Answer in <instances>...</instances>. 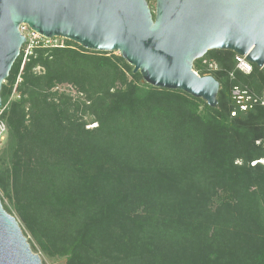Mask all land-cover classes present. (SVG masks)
Listing matches in <instances>:
<instances>
[{"label":"trees","instance_id":"1","mask_svg":"<svg viewBox=\"0 0 264 264\" xmlns=\"http://www.w3.org/2000/svg\"><path fill=\"white\" fill-rule=\"evenodd\" d=\"M22 58L1 91L6 104L21 76L0 194L34 253L65 264H264V108L232 116L233 87L261 94L264 69L241 73L231 51L206 54L217 72L195 61L220 83L212 108L69 40L37 48L20 73ZM65 85L78 96L56 89Z\"/></svg>","mask_w":264,"mask_h":264},{"label":"water","instance_id":"2","mask_svg":"<svg viewBox=\"0 0 264 264\" xmlns=\"http://www.w3.org/2000/svg\"><path fill=\"white\" fill-rule=\"evenodd\" d=\"M27 24L84 49L119 53L145 83L218 106L220 83L194 63L231 51L264 69V0H0L1 91L20 57ZM264 163V162H263ZM0 264H42L0 195Z\"/></svg>","mask_w":264,"mask_h":264},{"label":"built area","instance_id":"3","mask_svg":"<svg viewBox=\"0 0 264 264\" xmlns=\"http://www.w3.org/2000/svg\"><path fill=\"white\" fill-rule=\"evenodd\" d=\"M20 32L26 37V43L22 46L21 49V54L23 55V58L20 73L22 72L25 63L34 54V51L37 48H62L66 46V39L61 37H44L32 30L27 24H22L20 26ZM200 60H202V65L207 69L208 72L213 73L219 71L220 65L216 60L208 59L205 57ZM235 61L236 69L241 73L249 75L253 72L254 65L250 61H248L246 57L236 55ZM36 71L41 72L42 68L38 67ZM194 71L197 75L200 76V74L195 69ZM21 80V76L19 75L12 97L6 104H3V106L0 108V153L3 149L8 134V127L5 120V112L8 108L9 103L12 100H15L20 97V94L16 91V86ZM71 88L74 89L73 87ZM56 89H59V87H57ZM232 98L235 104V110L232 112V116H236L239 112H247L248 110L253 109L255 107L264 108V91L261 94H257L247 88H243L241 86H234L232 89ZM261 162L263 163L264 161ZM256 163L257 162H254L252 165H255Z\"/></svg>","mask_w":264,"mask_h":264},{"label":"rangeland","instance_id":"4","mask_svg":"<svg viewBox=\"0 0 264 264\" xmlns=\"http://www.w3.org/2000/svg\"><path fill=\"white\" fill-rule=\"evenodd\" d=\"M153 3V1H152ZM116 54H119V53H116ZM60 92H66V93H71L73 96L77 97L78 94L75 92L74 89H72L70 86H61L59 87L58 89ZM90 127H94V125H91ZM1 195V194H0ZM1 198H2V195H1ZM5 205L6 206H9V203L8 201L5 199ZM12 215L15 216L17 218V215L14 211H12ZM18 219V218H17ZM20 222V221H19ZM21 225V224H20ZM22 227V226H21ZM23 230V229H22ZM24 232V231H23ZM26 236V235H25ZM27 237V236H26ZM28 239H31V237H27ZM40 255L41 259H42V264H65V260L63 259H51V258H48L46 256H44L41 252L37 253Z\"/></svg>","mask_w":264,"mask_h":264}]
</instances>
